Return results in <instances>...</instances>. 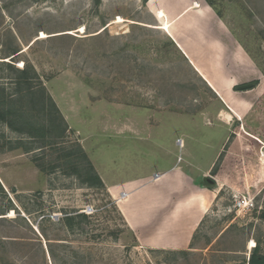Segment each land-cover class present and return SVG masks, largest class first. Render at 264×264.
I'll return each mask as SVG.
<instances>
[{
	"label": "rangeland",
	"instance_id": "rangeland-1",
	"mask_svg": "<svg viewBox=\"0 0 264 264\" xmlns=\"http://www.w3.org/2000/svg\"><path fill=\"white\" fill-rule=\"evenodd\" d=\"M205 1L238 37L258 68L252 75L264 84V0ZM154 8L152 0H0V61L33 67V85L44 87L67 123L58 141L80 144L104 176V187L94 188L60 170L41 172L33 157L49 148L16 147L39 144L0 121V264H247L257 241L264 255V165L259 147L241 156L244 133L229 136V153L214 164L219 169L234 154L227 168L238 159L240 165L222 177L210 172L216 198L189 246H140L126 225L119 208L125 192L112 183L156 169V128L164 147L187 133L185 148L196 159L183 158L200 164L229 134L215 118L208 124L189 113L193 104L180 103L181 96L213 94L190 78L170 42V23L160 24L165 11ZM14 74L0 64V83L10 91ZM255 106L264 118V99ZM66 215L75 217L72 226Z\"/></svg>",
	"mask_w": 264,
	"mask_h": 264
},
{
	"label": "crops",
	"instance_id": "crops-1",
	"mask_svg": "<svg viewBox=\"0 0 264 264\" xmlns=\"http://www.w3.org/2000/svg\"><path fill=\"white\" fill-rule=\"evenodd\" d=\"M152 2L155 12L159 8L165 11V20L170 23V31L167 34L170 42L174 43L175 49L191 68L193 75H189L190 78L202 80L213 94L210 96L207 91V95H192L186 98L181 96L180 103L193 104L191 107L194 111L191 112L190 109L189 113L198 115L208 124L211 123L208 120L213 121L215 118L227 127L229 132L219 148L218 145L215 146L214 149H217L212 160L200 164L183 158L186 154L190 159H196L193 152L185 148L187 133L182 131L166 148L162 144L163 141L158 143L160 132L156 128V169H151L149 173L137 178L111 182L118 189V194L125 192V196L119 199V208L128 229L134 233L136 243L150 248L177 249L191 244L196 230L215 201L217 193L214 187L206 186L202 177L210 175L222 151L229 153L228 149L231 147L225 150L229 136L232 133L238 136L244 133L246 141L248 136H251L259 142H264V132L259 134V137L253 134H256L264 121V118L258 117L260 108L255 106L257 100L264 99V84L260 83L262 78L252 75L258 72V68L250 54L205 0ZM185 67L187 66L184 65ZM241 74L252 77L242 80ZM258 79L260 81L255 86L252 84L245 89L238 88ZM252 92H255L253 97L249 95ZM210 104L213 105L212 108ZM168 113L183 115L184 112ZM255 119L259 122L256 128L251 124ZM159 122L160 120L157 122L156 119V127ZM205 145L207 147L208 142H205ZM244 145L245 142L240 152L241 156L246 158L243 154ZM226 157L232 160L237 158L234 154H227ZM226 159L225 166L223 164L218 169L216 177H222L227 171H232L240 165L238 159L234 161L232 170H229ZM162 161L164 163H159ZM98 174L104 182V176ZM214 179L216 181V178Z\"/></svg>",
	"mask_w": 264,
	"mask_h": 264
},
{
	"label": "trees",
	"instance_id": "trees-1",
	"mask_svg": "<svg viewBox=\"0 0 264 264\" xmlns=\"http://www.w3.org/2000/svg\"><path fill=\"white\" fill-rule=\"evenodd\" d=\"M209 2L211 3V1ZM17 52L18 49H14L9 56ZM0 62L3 68L15 72L13 91L8 90L0 83V121L10 130L31 138L39 144L37 147L23 145H16V147H22L26 152L35 148L41 150L49 148L50 151L46 150L33 157L35 166L41 172L50 174L60 170L65 174L75 176L80 183L88 187H104L100 175L82 146L78 143L64 146L58 141L65 135L67 123L44 87H39L41 89L37 90L38 87L33 85V81L38 78L33 67L25 65L22 68H15L13 63L4 60ZM252 84L255 86L257 81L254 80ZM43 116L46 120H40ZM263 132L264 121L258 127L256 134H253L259 137V134ZM260 145L256 138L248 136V141L243 147L244 156L248 158L253 155ZM9 148L15 147L10 146ZM217 171L218 166L214 165L213 174ZM0 188H2L1 185ZM78 216L86 217L84 213H80ZM64 218L65 222L72 226L75 217L66 215ZM259 246L260 243L257 241L247 264H264V255L258 252Z\"/></svg>",
	"mask_w": 264,
	"mask_h": 264
},
{
	"label": "water",
	"instance_id": "water-1",
	"mask_svg": "<svg viewBox=\"0 0 264 264\" xmlns=\"http://www.w3.org/2000/svg\"><path fill=\"white\" fill-rule=\"evenodd\" d=\"M252 85V83H247V84H243V85H240L238 86L239 89H245V88H248ZM202 180L203 182L205 183L206 186H209V187H213L214 184H215V180L214 178L211 176V175H205L202 177Z\"/></svg>",
	"mask_w": 264,
	"mask_h": 264
},
{
	"label": "built area",
	"instance_id": "built-area-1",
	"mask_svg": "<svg viewBox=\"0 0 264 264\" xmlns=\"http://www.w3.org/2000/svg\"><path fill=\"white\" fill-rule=\"evenodd\" d=\"M259 153L257 155L258 161L261 165H264V142L260 141Z\"/></svg>",
	"mask_w": 264,
	"mask_h": 264
},
{
	"label": "bare ground",
	"instance_id": "bare-ground-1",
	"mask_svg": "<svg viewBox=\"0 0 264 264\" xmlns=\"http://www.w3.org/2000/svg\"><path fill=\"white\" fill-rule=\"evenodd\" d=\"M159 11V9H157L156 10V13ZM167 15H166V13H164V12H162V16L160 15V20H161V22H160V24H161V26H164L165 27V25L166 24H168L169 22L167 21V19L165 20V17H166ZM167 18V17H166ZM124 195V194H123Z\"/></svg>",
	"mask_w": 264,
	"mask_h": 264
}]
</instances>
